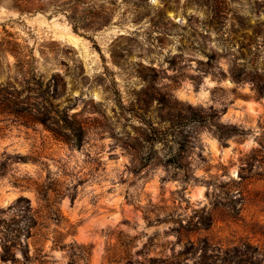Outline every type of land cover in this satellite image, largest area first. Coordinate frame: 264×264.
<instances>
[{
	"label": "rangeland",
	"instance_id": "obj_1",
	"mask_svg": "<svg viewBox=\"0 0 264 264\" xmlns=\"http://www.w3.org/2000/svg\"><path fill=\"white\" fill-rule=\"evenodd\" d=\"M60 4L0 6V264H264V0Z\"/></svg>",
	"mask_w": 264,
	"mask_h": 264
},
{
	"label": "trees",
	"instance_id": "obj_2",
	"mask_svg": "<svg viewBox=\"0 0 264 264\" xmlns=\"http://www.w3.org/2000/svg\"><path fill=\"white\" fill-rule=\"evenodd\" d=\"M61 0H0V6H6L7 8L11 9V10H15L16 12H19L20 15H24V14H36L38 12H48L49 9L51 7H56L55 8V12H60L63 10H60V7L62 6V4H60ZM69 18L72 20L73 17L71 15H69ZM77 28V27H76ZM75 28V29H76ZM1 91L4 92V89H2ZM6 93H3V95ZM18 111V110H17ZM20 111V110H19ZM61 117V119L63 121H65V125L66 128L71 131L72 133H74V136L77 137L78 139V145H80V141L82 138V128L80 126H76L74 124V122L70 121V119L68 118L67 115L65 114H60V112L58 113ZM194 114V120L195 121H204L203 118L196 112L193 111ZM37 121H41L42 123L45 124L46 127H48L53 135L57 138V139H61L63 141L69 142L71 141V137L68 134H63V131L60 128H51V126L49 124H47V121H43L40 120V118H36ZM49 121V120H48ZM58 125V124H56ZM217 132H219L220 138L226 142V140L230 137L233 136H242L244 135L246 132L244 129L236 126V125H225L224 127L222 126H217ZM155 136L153 137L154 141L160 142V143H167L168 142V133L167 131H162V130H158L156 132H154ZM173 141L177 144H179V147L181 150H185L186 148V142H184L183 140L177 141L175 140V138H173ZM168 162L180 167L182 166V163L179 160V157L176 155L171 156L168 159ZM37 192L43 196V198L46 200L48 199V188L45 186H39V188L37 189ZM23 200L27 201L29 203V200L26 198H19L18 202H22ZM24 213H30L29 221L26 224V228H24L23 230H25L27 232L26 237H31L32 236V230L34 228H36L38 226V218L36 216V214L34 212H32V207L29 204L28 206H26L25 208L21 209ZM21 228H15V248L18 247L19 244V240L21 239ZM7 251V250H6ZM8 253V251L6 252ZM4 254L3 255V259L4 260H9L12 259L14 260V256H9V254ZM28 250L24 251L25 256H27ZM17 261V257L15 254V262ZM149 264H170L166 259H159V258H151L149 260ZM204 264H209V263H204ZM211 264V263H210Z\"/></svg>",
	"mask_w": 264,
	"mask_h": 264
},
{
	"label": "water",
	"instance_id": "obj_3",
	"mask_svg": "<svg viewBox=\"0 0 264 264\" xmlns=\"http://www.w3.org/2000/svg\"><path fill=\"white\" fill-rule=\"evenodd\" d=\"M192 99H194V100H197L198 99V97L197 96H192L191 97ZM253 110H254V108H253ZM234 143H232V145H233ZM230 146V147H223V146H221V148H219V149H217V151H219L220 153H223V154H225V155H228L233 149H234V146ZM246 145V143L244 144V146ZM11 201H12V197L11 196H9V195H2L1 197H0V204L1 205H8V204H10L11 203Z\"/></svg>",
	"mask_w": 264,
	"mask_h": 264
},
{
	"label": "bare ground",
	"instance_id": "obj_4",
	"mask_svg": "<svg viewBox=\"0 0 264 264\" xmlns=\"http://www.w3.org/2000/svg\"><path fill=\"white\" fill-rule=\"evenodd\" d=\"M249 104H250V103H249ZM249 109H250V110H253V105H252V104L249 105ZM213 146L216 148V142H215V141L213 142Z\"/></svg>",
	"mask_w": 264,
	"mask_h": 264
}]
</instances>
